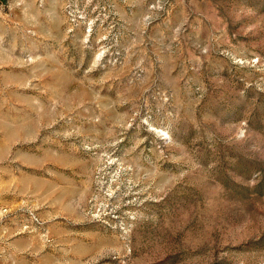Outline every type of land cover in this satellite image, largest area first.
<instances>
[{
    "label": "rangeland",
    "instance_id": "1",
    "mask_svg": "<svg viewBox=\"0 0 264 264\" xmlns=\"http://www.w3.org/2000/svg\"><path fill=\"white\" fill-rule=\"evenodd\" d=\"M0 264H264V0H0Z\"/></svg>",
    "mask_w": 264,
    "mask_h": 264
}]
</instances>
